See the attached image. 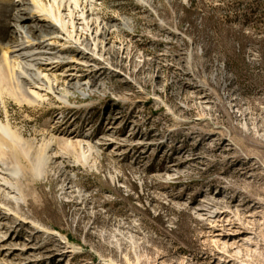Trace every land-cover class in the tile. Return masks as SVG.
<instances>
[{
    "label": "rangeland",
    "instance_id": "1",
    "mask_svg": "<svg viewBox=\"0 0 264 264\" xmlns=\"http://www.w3.org/2000/svg\"><path fill=\"white\" fill-rule=\"evenodd\" d=\"M95 10L117 25L111 47L60 81L94 80L101 90L70 91L65 104L46 89L48 101L28 104L11 79L0 89L22 198L0 193V202L30 222L4 221L0 262L264 264V0H99ZM50 131L62 156L39 175ZM76 134L100 152L65 149ZM139 138L153 144L139 149ZM215 201L229 213L218 225L201 211ZM236 232L246 237L229 245L241 254H229L217 235Z\"/></svg>",
    "mask_w": 264,
    "mask_h": 264
},
{
    "label": "bare ground",
    "instance_id": "2",
    "mask_svg": "<svg viewBox=\"0 0 264 264\" xmlns=\"http://www.w3.org/2000/svg\"><path fill=\"white\" fill-rule=\"evenodd\" d=\"M98 1L99 0H0V33L3 31V36H0V89L3 87L6 89L10 86L8 82L11 79V87H13L11 90L14 92L16 101L28 104L48 101L47 95L43 94L46 89L51 93L58 94V101L65 104H71L70 91L74 90L82 93L84 89L93 92L101 90V83L94 80L84 83L81 79H78V77L77 79L71 77V81L74 80L75 83L67 84L64 88L61 86L60 81L65 77V74L68 73V68L72 66H74L73 70H78V68L83 66L91 68L97 61L100 62L102 58L105 59L103 49L105 46L107 48V45L110 46L112 44L111 33L113 32V28L115 29L117 25L113 24L111 27L110 24H104L101 21L102 19L96 16L95 6ZM122 21L121 27L128 29L131 19L129 21V19L124 18ZM72 44H74L76 49L70 56L68 54V46ZM50 46H53V48L61 47V49L54 52L53 50H55V48L52 50ZM108 70L117 73V69L113 70L112 67ZM62 91H65V93H60ZM246 128H248V126H246ZM0 131H2L0 132V193L5 194L4 196L10 200H16L21 203L22 198H20L21 194L19 188L13 182V179L17 180L21 176L20 170L17 167L16 169L13 167V169L10 164L11 162H9L10 160L7 159L9 156H6L7 152L11 155L15 153L16 159H18L20 154L15 151H18V149L15 143H13L15 142L13 141L14 139L11 138L12 142H10L9 136L5 138V135L10 133L7 127L4 128L0 125ZM75 137H69L71 141L64 143L65 149H73L75 151L89 150L90 152L96 150L95 152L98 153L100 152L99 150H101L100 147L103 146H93L87 143V141H83L84 139H88V136L85 137L84 135L76 134ZM79 137L84 139L75 140ZM48 138L49 140L46 141L47 145L44 149L47 154L44 153L43 157L40 156L39 159L35 156L37 160L34 161V164H36L34 172H36V174L40 173L39 175L45 174L43 169L46 165H49V163H52L54 160L57 161L62 156L60 152L55 150V145L58 144L59 141L58 137H56V133L51 131L48 132ZM145 140L146 139L139 138V142L135 146L139 149H145L153 144L144 142ZM6 150L9 151L6 152ZM29 150L31 149L29 148ZM29 152L27 154L28 159L31 156ZM82 153L84 154V151H82ZM15 156L13 155V157ZM227 200H229L228 204L232 203V198ZM216 201L212 204L213 208L207 209V207L203 209V206L201 211L206 212V215L214 219V224L216 223V225H218L217 222H221V220L229 216V213L218 212V206L224 205V201L223 203H218ZM19 215L20 214L12 210L9 206L0 202V222L2 221L0 229H7L8 225L4 221L10 216L15 217L21 224H30V222ZM201 216L204 215L201 214ZM33 226L38 232L53 235L51 231L42 229L38 225ZM245 234V232H236L233 234V237H231L227 235L223 236L220 233V235H217L218 240L216 242L220 244L224 241L222 244L230 246L229 243L231 241L236 242L237 240H241L243 237H246ZM7 240H11V238ZM6 242L5 236H0V244H5ZM250 242V239H248L246 244L251 245ZM5 247L4 245L0 246V256L2 257H4L3 250ZM23 247H25V249L19 251L25 253L30 246L26 244ZM226 252L229 254H241V250H239V247H236V243H233ZM5 260L3 258L0 264H5ZM234 260L235 259H231L228 264H235Z\"/></svg>",
    "mask_w": 264,
    "mask_h": 264
}]
</instances>
